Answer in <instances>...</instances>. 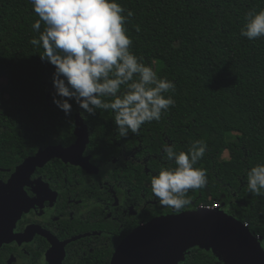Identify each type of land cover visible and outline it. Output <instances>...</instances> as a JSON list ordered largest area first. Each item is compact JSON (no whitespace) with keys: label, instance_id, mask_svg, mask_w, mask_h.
<instances>
[{"label":"trees","instance_id":"trees-1","mask_svg":"<svg viewBox=\"0 0 264 264\" xmlns=\"http://www.w3.org/2000/svg\"><path fill=\"white\" fill-rule=\"evenodd\" d=\"M118 2L125 15L133 13L126 24L133 41L130 50L152 64L158 77L176 83L175 93H168L175 106L160 121L143 125L139 135L127 137L117 135L110 110L83 114L72 101L66 116L52 98L54 66L40 59L42 47L30 44L39 35L32 29L39 17L28 0H0V126L9 136L5 147L15 151L16 163L38 146L65 145L73 139L77 113L88 125L91 141L100 131L116 140L141 139V152L155 154L147 162L158 171L175 167L162 158V145L186 152L191 142L204 140L207 151L195 167L206 169L207 184L189 190L191 203L181 211L219 201L224 211L259 235L264 248V194L250 193L246 177L252 166L264 163V37L250 41L240 36L245 14L264 9V0ZM180 264L223 263L210 250L193 247Z\"/></svg>","mask_w":264,"mask_h":264},{"label":"clouds","instance_id":"clouds-1","mask_svg":"<svg viewBox=\"0 0 264 264\" xmlns=\"http://www.w3.org/2000/svg\"><path fill=\"white\" fill-rule=\"evenodd\" d=\"M28 2L39 17L32 24L39 35L30 44L42 47L40 59L54 66L52 98L66 116L71 115L72 101L83 114L110 110L117 135L127 137L139 135L143 125L160 121L175 106L168 93H175L176 83L158 77L152 64L130 50L133 41L126 24L133 13L125 15L118 0ZM240 36L250 41L264 37V9L245 14ZM206 151L204 140L191 142L186 152L162 145V158L175 167H163L151 176V191L161 206L179 212L191 203L189 190L206 186V169L195 167ZM246 177L250 193L264 194V163L252 166Z\"/></svg>","mask_w":264,"mask_h":264},{"label":"flooded vegetation","instance_id":"flooded-vegetation-1","mask_svg":"<svg viewBox=\"0 0 264 264\" xmlns=\"http://www.w3.org/2000/svg\"><path fill=\"white\" fill-rule=\"evenodd\" d=\"M3 128L0 189L39 148L68 147L76 140L72 133L71 142L38 146L15 163V151L5 147L9 136ZM88 133L78 163L53 158L33 170L23 185L27 211L14 222L0 211V264H109L132 230L157 216L176 213L152 194L149 177L158 170L147 162L153 154L141 152V139L116 140L100 131L91 141L89 127ZM126 142L140 146L127 147Z\"/></svg>","mask_w":264,"mask_h":264},{"label":"water","instance_id":"water-1","mask_svg":"<svg viewBox=\"0 0 264 264\" xmlns=\"http://www.w3.org/2000/svg\"><path fill=\"white\" fill-rule=\"evenodd\" d=\"M74 123L76 140L73 144L39 148L17 166L0 189V211L8 213L12 222L29 207V201L23 197V185L37 166L53 158L78 163L76 159L83 154L89 133L80 113L76 114ZM193 247L210 250L223 264H264L260 240L222 208L188 209L157 216L124 237L109 264H180Z\"/></svg>","mask_w":264,"mask_h":264},{"label":"built area","instance_id":"built-area-1","mask_svg":"<svg viewBox=\"0 0 264 264\" xmlns=\"http://www.w3.org/2000/svg\"><path fill=\"white\" fill-rule=\"evenodd\" d=\"M221 204L219 201H214L213 203H209V204H200L198 206V208L200 209H218L220 208ZM247 223H244V226H247ZM256 238L259 239V235H255Z\"/></svg>","mask_w":264,"mask_h":264},{"label":"rangeland","instance_id":"rangeland-1","mask_svg":"<svg viewBox=\"0 0 264 264\" xmlns=\"http://www.w3.org/2000/svg\"><path fill=\"white\" fill-rule=\"evenodd\" d=\"M227 151H224V155H225V158H227V153H226Z\"/></svg>","mask_w":264,"mask_h":264}]
</instances>
